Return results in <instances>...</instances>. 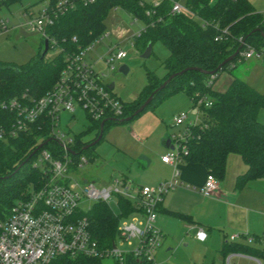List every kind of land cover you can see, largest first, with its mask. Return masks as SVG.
<instances>
[{
	"label": "trees",
	"instance_id": "1",
	"mask_svg": "<svg viewBox=\"0 0 264 264\" xmlns=\"http://www.w3.org/2000/svg\"><path fill=\"white\" fill-rule=\"evenodd\" d=\"M17 1L0 0V7L8 8ZM57 1L47 0V4L52 6ZM72 1V9L57 16L44 28L42 40L47 41V50H58L56 55L49 59L45 54L38 55L21 65L0 62V103L21 97L32 101L44 95L57 81L66 56L83 50L104 33L103 20L107 12L121 7L143 23V28L133 40L139 54L147 44L155 42L167 51L161 63L164 74L160 78L153 73L146 74L145 85L137 99L122 103L120 120L104 121L100 138L94 145L85 149L98 136L99 122L91 121L94 127L89 125L85 132L72 134L69 148L72 161L98 145L108 126L125 125L135 119L140 113L132 116L133 112L149 96L151 99L142 111L154 108L161 99L181 92L188 98L192 110L199 113L198 124L188 127L183 133L185 153L181 154V161L201 165L207 175L219 182L224 175L226 158L233 154L245 166L244 173L235 179L236 190H241L248 182L264 179V124L256 118L258 111L264 108V91L258 92L237 78H232L226 89L219 93L211 90V84L206 85L211 76L214 79L221 70L230 71L235 68L236 61H243L239 52L246 47L264 54V15L255 11L248 0H183L178 14L170 13L169 0H160L156 5L144 2L141 6L140 0ZM236 51L230 62L220 65ZM171 75L174 76L162 89L155 91ZM199 99L210 102V106H196ZM13 119L12 112L0 107V128H8ZM92 128L96 130L94 137L83 141V134ZM42 143L41 150H47L58 158L60 148L49 136L47 128H32L27 133L0 142V222L14 202L27 195L40 181L41 173L30 165L38 151L32 156L30 154ZM131 212V202L123 198L116 199L115 210L102 202L92 203L84 214L91 238L100 248H109L116 238L118 221ZM260 238H264V232L261 237H253V244H258ZM230 253L253 257L259 262L264 259L263 248L225 241L218 250L220 264H224V258ZM100 261L60 257L51 264H99ZM114 263L151 264L130 255Z\"/></svg>",
	"mask_w": 264,
	"mask_h": 264
},
{
	"label": "built area",
	"instance_id": "2",
	"mask_svg": "<svg viewBox=\"0 0 264 264\" xmlns=\"http://www.w3.org/2000/svg\"><path fill=\"white\" fill-rule=\"evenodd\" d=\"M171 2L170 13L178 14L182 8L177 2ZM157 4V3H156ZM154 4V5H156ZM73 8L72 0H58L52 6H44L38 17L27 22V30L44 37V28L53 19ZM7 21L0 18V33L7 30ZM117 37L122 32L115 33ZM137 36V35H135ZM132 39L134 40V37ZM102 33L91 44L107 38ZM133 40L129 44L133 46ZM90 44V45H91ZM88 45L76 54L67 55L65 65L53 87L39 98L26 101L10 99L0 103V107L10 111L14 119L8 128H0V142L32 128H47L49 136L60 148L58 158L49 151L41 150L31 161L32 168L41 173L40 181L22 199L10 207L5 219L0 222V264H51L60 257H85L103 260L112 258L121 261L130 255L136 259L155 264L153 255L160 247L161 234L155 228L156 211L162 198L168 192L180 186L177 164L181 154L185 153L182 144L184 131L198 124V120L187 122L186 114L180 113L173 118L175 126L182 129L170 137L172 149L160 157L159 161L172 169L170 178L154 187H138L128 179L114 178L107 187H95L91 182H77L68 176L87 163L83 156L72 161L69 153L71 134L67 135L59 128V115L67 114L73 119L75 110L83 113L90 121H118L122 116V104L109 93L108 83L103 81L104 75L94 70L93 63L84 58ZM108 59H104L106 67L113 70V63L125 58V52L118 44L106 51ZM241 60H255L264 65V54L246 47L239 52ZM213 76L206 85H210ZM209 107L210 102L199 99L196 106ZM192 113L199 114L196 109ZM186 121V122H185ZM216 190V180L206 175L199 194L210 197ZM123 198L131 202L133 212L120 218L116 226V238L109 248H100L88 231V222L84 216L90 209L80 207L82 200L91 203L102 202L110 207L109 200L116 207V199ZM194 236L198 241L205 238L204 231L196 227ZM245 244L251 245L254 239L240 236ZM239 236H229L233 242ZM258 244L264 249V238ZM125 245L127 250L119 248ZM243 259L260 262L239 253H230L224 258V264H231V259Z\"/></svg>",
	"mask_w": 264,
	"mask_h": 264
},
{
	"label": "rangeland",
	"instance_id": "3",
	"mask_svg": "<svg viewBox=\"0 0 264 264\" xmlns=\"http://www.w3.org/2000/svg\"><path fill=\"white\" fill-rule=\"evenodd\" d=\"M159 1L140 0L139 6L144 2L154 5ZM176 2L181 6L183 0H176ZM250 2L255 9L264 14V0H250ZM46 5L47 0H19L8 8L0 7V18L7 21V30L0 33V62L21 65L42 54V37L28 31L26 24L37 18L39 11ZM103 25L104 33L108 34V37L91 44L84 52V58L90 64L93 63L95 71L104 75V82L113 85L112 90L109 91L112 96L121 104L131 102L137 99L145 85L147 73H153L158 78L163 76L164 70L161 63L166 58L167 51L160 43L155 42L150 45V55L147 58H141L129 41H132V37L143 28V23L121 7L110 9L103 20ZM117 31L122 32L123 35L117 37L115 35ZM115 44H118L125 52V58L113 63L114 68L110 71L103 60L108 59L106 51ZM57 53L56 48H49L45 58H52ZM121 65L127 68L124 76L117 71ZM232 78L246 82L258 92L264 91V65L258 62L236 61L234 69L218 72L211 83V90L217 93L223 92ZM132 107V105L129 106L130 109ZM259 112L264 119V108H261ZM180 113L186 114L187 122L199 118V114L192 113L186 96L176 93L161 99L154 108L148 107L140 112L129 125L109 126L103 140L88 153L83 154L86 160H90L80 169L70 173L68 177L77 182H91L95 187H107L112 179L121 176H126L128 181H134L133 177L138 176L136 167L138 155L167 153L164 143L183 127V125L175 126L172 122L173 118ZM91 124V121L78 110H75L73 119L64 113L59 115V128L67 135H76L86 130ZM128 129L131 131L130 134ZM95 134L96 130L92 128L91 131L83 134L82 140H91ZM131 134L137 136L138 140L135 141ZM108 204L115 210L112 200H109ZM91 205V201L80 202L82 208H89ZM193 242L194 244L189 243L187 246H183L185 242L180 243L179 248L173 252L168 250L169 247L158 248L153 255L155 264H180L182 259L186 260L191 256L200 257L203 251L201 242L196 240ZM119 249L126 251L127 247L123 245ZM220 263L221 258L215 257L212 264ZM233 263H235L234 260L231 261V264ZM260 263L264 264V259H261ZM99 264L115 263L109 257L101 260Z\"/></svg>",
	"mask_w": 264,
	"mask_h": 264
},
{
	"label": "crops",
	"instance_id": "4",
	"mask_svg": "<svg viewBox=\"0 0 264 264\" xmlns=\"http://www.w3.org/2000/svg\"><path fill=\"white\" fill-rule=\"evenodd\" d=\"M254 10L262 13L255 8ZM187 101L190 105L188 98ZM256 118L259 123L264 124L260 112ZM130 122L125 125H129ZM128 131L130 134L131 131L129 129ZM131 136L135 141L138 140L137 136L133 134ZM168 146H171L170 142ZM165 149L169 150L167 147ZM163 155L164 153L138 155L136 163L138 176L133 177L134 181L130 182L138 187H154L170 178L171 167L159 161ZM177 171L180 186L164 195L156 211L154 226L161 234L159 248L169 247L168 250L173 252L179 248L180 243L185 242L183 246L194 244V240L198 241L194 236L196 227L205 233L204 240L200 241L203 247L201 256L182 259L180 264H208L207 262L212 264L215 257H219L218 250L222 243L229 242V236H239L233 242H243L241 235L253 238L263 234L264 179L248 182L241 190H236L235 179L245 171V166L238 156L233 154L227 156L223 178L216 182V190L210 197L199 194L207 175L201 165L180 161L177 164ZM121 177L127 179L126 176ZM251 245L261 248L259 244ZM233 260L235 261L233 264H255L250 260L231 259Z\"/></svg>",
	"mask_w": 264,
	"mask_h": 264
},
{
	"label": "water",
	"instance_id": "5",
	"mask_svg": "<svg viewBox=\"0 0 264 264\" xmlns=\"http://www.w3.org/2000/svg\"><path fill=\"white\" fill-rule=\"evenodd\" d=\"M262 38L264 39V35H262ZM46 51H47V41L46 40H43V52H42V54L41 55H43V54H45L46 53ZM236 54H237V51L233 54V55H231V56H229L228 58H226L220 65H224V64H226V63H228V62H230L235 56H236ZM150 55V44H147L146 45V47H145V49L143 50V52L140 54V57L141 58H147L148 56ZM118 73H120L121 75H125L126 73H127V68H126V66H124V65H121L119 68H118ZM183 71H186V70H183ZM183 71H181V72H179L178 74H180V73H182ZM177 74V75H178ZM174 75H171V76H169L155 91H158V90H160V89H162V87L165 85V83H167L168 81H169V79H171L172 77H173ZM112 88H113V85L110 83V84H108V86H107V89L109 90V91H111L112 90ZM150 99H151V96H149L134 112H133V114H132V116H135V115H137L138 113H140L144 108H145V106L149 103V101H150ZM129 118H126V120H128ZM103 123L104 122H101L100 124H99V133H98V136L96 137V139L94 140V141H92L91 143H89L88 145H86L85 146V149H87L89 146H92V145H94L95 143H97V141L99 140V138H100V134H101V128H102V125H103ZM168 143H169V140H166V142H165V147H167L169 150L170 149H172V147L171 146H168ZM44 144L42 143V144H38L37 146H36V148L31 152V154H30V156H32V155H34L35 154V152H37L42 146H43Z\"/></svg>",
	"mask_w": 264,
	"mask_h": 264
}]
</instances>
